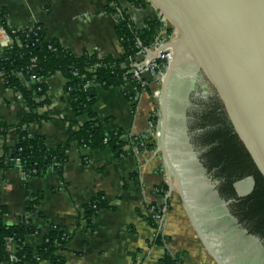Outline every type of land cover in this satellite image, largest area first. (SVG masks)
I'll list each match as a JSON object with an SVG mask.
<instances>
[{"label":"crops","instance_id":"crops-1","mask_svg":"<svg viewBox=\"0 0 264 264\" xmlns=\"http://www.w3.org/2000/svg\"><path fill=\"white\" fill-rule=\"evenodd\" d=\"M119 1L121 9L140 31L149 19L159 17L147 0L149 6L145 9L130 6L126 0ZM2 12L9 28L22 31L40 25L49 41L76 56L90 53L100 58L120 59L123 55L116 34L117 17L108 11V0H0V52L9 48ZM46 83L49 103L40 113L47 120L30 126L29 131L44 136L49 147L57 148L67 143L86 117L73 113L67 101L64 77L58 75ZM96 89L94 110L101 120L111 119L109 129L122 130L130 137L149 142L152 139L154 150L128 152L124 159H117L109 148L89 151L73 143L61 175L49 170L42 178H26L16 167L2 171L0 206L9 209L6 224L15 226L25 218L44 234L51 225L67 231L68 242L60 252L65 264H167L168 257L175 260L170 264H215L172 175L169 140L164 133L165 125L169 124L164 117L160 120L156 100L147 93L135 104L127 98L125 88ZM195 92L197 88L193 87L187 93L190 105L183 106L182 119L191 148L197 151L199 147L204 150L203 155L207 148L198 143L196 135L205 136L207 131L196 130L197 121L190 113L197 109L193 104ZM205 92L208 99L217 97L209 85ZM27 114L21 97L8 89L0 76V123L11 127L6 137L0 136V157L6 148L16 145L15 126ZM178 147L184 148L185 144ZM203 168L206 170L202 164ZM164 188L167 191L162 195L159 190ZM98 194L105 195L113 208L101 211L88 229L84 208ZM218 196L225 202L219 193ZM165 197L169 208L162 234L167 242L159 246L154 244L157 231L148 220V208L164 203ZM35 200L36 213L29 215L27 205ZM41 240L31 236L26 244L35 249ZM9 247L15 248L12 243Z\"/></svg>","mask_w":264,"mask_h":264},{"label":"trees","instance_id":"trees-1","mask_svg":"<svg viewBox=\"0 0 264 264\" xmlns=\"http://www.w3.org/2000/svg\"><path fill=\"white\" fill-rule=\"evenodd\" d=\"M126 1L130 6L139 9L149 6L146 0ZM112 4H115L116 8L111 7ZM108 11L114 15H122L116 27L117 37L123 46L120 59L100 58L90 53L76 56L59 44L49 41L40 25L12 34V29L6 24V14L1 13L4 29L13 45L0 52V76L4 79L6 87L21 97L28 114L15 126L16 145L6 148L4 155L0 157V172L16 167L29 178H42L49 170L61 175L68 162L67 153L73 143L89 151L109 148L117 159H124L128 152L142 153L154 150L155 145L150 143L152 139L149 142L146 139L130 137L122 130L109 129L111 119L101 120L94 106L97 87L109 90L125 86L126 79L131 77L129 70L121 68V63L128 56L135 54L138 41L144 46L150 44L160 27V22L157 18L149 19L145 29L140 31L121 9L119 0H108ZM34 60L36 67L32 68ZM58 75L64 77L67 82L65 93L73 113L86 117V120L65 145L51 148L44 136L30 133L29 128L47 120V117L40 113V109L49 103L46 81ZM36 79L42 81L37 82ZM90 82L94 83L95 87L86 90L85 85ZM147 93L152 97L150 90ZM193 104L199 107V110H194L191 115L197 121L196 130L207 131L205 136L199 135L197 138L198 143L207 148L200 159L202 164L218 183L221 198L231 203V214L238 218L251 235L264 241L263 172L235 131L217 97L194 100ZM153 121L156 124V116ZM10 130L11 127L0 123V136L6 137ZM250 178L253 180L252 191L245 197H238L234 185ZM159 191L164 195L167 189ZM37 205L36 200L29 202L27 214H35ZM111 208L113 207L105 195L98 194L92 198L84 208L87 228H92L93 221L101 211ZM8 214L9 209L0 206V263L65 264L60 252L68 242L67 231L51 225L48 233L44 234L25 218L20 219L15 226H8L5 222ZM38 217L43 218L42 215ZM148 220L156 231L159 230L151 217ZM31 236L41 237L42 242L38 248L34 249L26 244L27 238ZM166 242L167 239L162 233H158L154 239V244L159 246L165 245ZM10 243L15 246L16 262L10 260ZM165 262L170 264L175 260L168 257Z\"/></svg>","mask_w":264,"mask_h":264},{"label":"water","instance_id":"water-1","mask_svg":"<svg viewBox=\"0 0 264 264\" xmlns=\"http://www.w3.org/2000/svg\"><path fill=\"white\" fill-rule=\"evenodd\" d=\"M181 34L180 51L194 60L264 174V0H147ZM144 79L153 82L150 74Z\"/></svg>","mask_w":264,"mask_h":264},{"label":"rangeland","instance_id":"rangeland-1","mask_svg":"<svg viewBox=\"0 0 264 264\" xmlns=\"http://www.w3.org/2000/svg\"><path fill=\"white\" fill-rule=\"evenodd\" d=\"M207 85L193 58L186 53L179 59L174 76L169 80L166 107L163 100L158 103L160 120L164 117L165 123L169 124L165 125L164 133L169 140L172 175L175 182L179 183L178 190L185 198L191 219L215 264H264V241L251 235L238 218L231 214V203L220 200L218 183L208 171L204 168L202 170L200 156L204 150L197 147V151H194L191 141L186 139L188 130L183 123L182 108L190 105L187 93L195 87L197 92L193 100L205 99ZM184 115L189 116L188 113ZM183 143L185 147L179 148ZM252 189L251 178L234 185L238 197L249 195Z\"/></svg>","mask_w":264,"mask_h":264},{"label":"built area","instance_id":"built-area-1","mask_svg":"<svg viewBox=\"0 0 264 264\" xmlns=\"http://www.w3.org/2000/svg\"><path fill=\"white\" fill-rule=\"evenodd\" d=\"M111 7L116 8L115 4H112ZM115 16L119 24L122 15L118 13ZM158 21L160 22V27L150 44L144 46L138 41L135 54L128 56L120 65L122 69L129 70L131 78L126 79V84L122 88H125L127 97L135 104L139 103V100L150 90L152 98L156 100V104L158 105L168 71L180 51L182 36L179 31L165 17H158ZM19 31L21 30L12 29V34H17ZM4 34L9 47H11L13 42L10 36L6 32ZM35 62L34 60L32 68L36 67ZM147 73L151 75L153 82H148L144 79V75ZM36 80L37 82L42 81ZM92 87H95V84L91 82L85 85L86 90ZM24 176L29 178L26 174ZM167 201L168 197H165L164 203L154 204L148 208L149 217L158 225L159 230H157V234L163 233L165 215L169 208L168 203L166 204ZM9 251L11 253V262H16L15 250L9 247Z\"/></svg>","mask_w":264,"mask_h":264}]
</instances>
